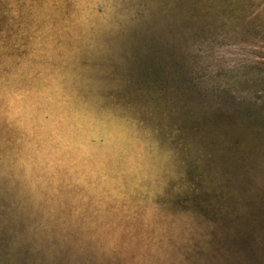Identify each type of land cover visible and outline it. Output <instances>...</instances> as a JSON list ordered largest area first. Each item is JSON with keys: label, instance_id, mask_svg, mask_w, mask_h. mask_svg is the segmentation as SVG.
<instances>
[{"label": "rangeland", "instance_id": "1", "mask_svg": "<svg viewBox=\"0 0 264 264\" xmlns=\"http://www.w3.org/2000/svg\"><path fill=\"white\" fill-rule=\"evenodd\" d=\"M56 2L0 0V133H15L0 135V203L10 190L33 242L56 246L38 264H67L77 233L150 243L186 217L199 264L204 232L237 217V185L264 184L263 29L241 32L237 0H139L123 66H93L83 93L58 70L78 18Z\"/></svg>", "mask_w": 264, "mask_h": 264}, {"label": "clouds", "instance_id": "2", "mask_svg": "<svg viewBox=\"0 0 264 264\" xmlns=\"http://www.w3.org/2000/svg\"><path fill=\"white\" fill-rule=\"evenodd\" d=\"M11 7H22L23 15L29 17L32 6L13 4ZM46 7L58 8V15L67 14L73 21L78 18L69 29L72 32L68 37L70 43L63 49L65 55L58 69L66 77L68 86L89 93L94 87L88 75L93 66L109 73L114 67L123 66L131 22L142 12L139 0H57L55 5ZM11 15L18 17L21 13L13 11ZM85 61L87 67L83 66ZM99 103L102 105L105 100L101 98ZM106 111L119 119L122 109L112 101ZM0 135L5 148L15 139L13 129L7 125ZM5 162H8L7 155ZM3 196L5 202L0 203V264H38L45 255L52 258L58 255L56 246L42 250V245L33 242L32 229L23 220L22 207L17 208L14 203L8 207L17 197L10 190ZM164 228V237L143 244L117 240L107 231L77 233L71 250L65 249L68 251L67 264H188L182 244L190 242L191 222L186 217L166 224Z\"/></svg>", "mask_w": 264, "mask_h": 264}, {"label": "trees", "instance_id": "3", "mask_svg": "<svg viewBox=\"0 0 264 264\" xmlns=\"http://www.w3.org/2000/svg\"><path fill=\"white\" fill-rule=\"evenodd\" d=\"M217 12L221 13V9L211 7L204 11L207 20L212 21L218 20ZM237 21L242 24L241 32L253 30V26L264 31V0H237ZM249 140L243 138L246 144L252 142ZM251 163L250 156L247 165L252 166ZM246 184L237 185L234 221L223 226L220 219L216 228L214 224L212 231L204 232L207 239L205 243L199 241V264H264V196L261 194L264 184L254 185L251 181Z\"/></svg>", "mask_w": 264, "mask_h": 264}]
</instances>
